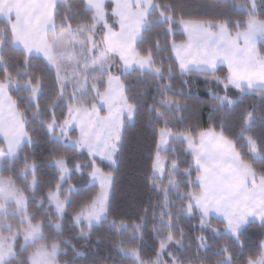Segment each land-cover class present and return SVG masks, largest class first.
I'll return each mask as SVG.
<instances>
[{
  "label": "snow or ice",
  "instance_id": "1",
  "mask_svg": "<svg viewBox=\"0 0 264 264\" xmlns=\"http://www.w3.org/2000/svg\"><path fill=\"white\" fill-rule=\"evenodd\" d=\"M142 111L161 198L117 215ZM104 228L126 264H264V0H0V264H107Z\"/></svg>",
  "mask_w": 264,
  "mask_h": 264
},
{
  "label": "trees",
  "instance_id": "2",
  "mask_svg": "<svg viewBox=\"0 0 264 264\" xmlns=\"http://www.w3.org/2000/svg\"><path fill=\"white\" fill-rule=\"evenodd\" d=\"M70 3H75L76 0H69ZM182 3L200 6H210L212 4H227L228 0H181ZM145 81L140 78H133L130 81L132 90L138 91L140 87L144 86ZM176 85L183 87L182 82L177 79ZM201 89L204 87L203 82H200ZM155 86H148L147 102H153V95ZM206 93L201 92V96ZM146 107V105H145ZM147 113L142 111V115L137 123L129 124L126 127L127 144L121 155V167L118 170L117 185L112 193L113 211L117 215H124L129 217H138L143 207H148L149 210L153 207V202L158 201L161 196L156 193L155 189H150L146 183L144 172L148 159V148L151 142V128L146 124ZM157 210L158 207H157ZM154 221L148 217L145 220L146 237H151V230L149 225ZM102 238L100 245L95 248L89 246L85 249L88 253L87 259L104 260L107 264H126L128 257H121L114 253L111 245L104 242V237L111 233L110 228L98 230ZM95 241L90 242L94 244ZM145 247L148 246L149 240L142 242ZM69 264H71V255L67 257Z\"/></svg>",
  "mask_w": 264,
  "mask_h": 264
}]
</instances>
